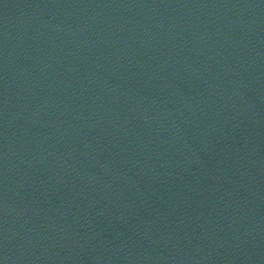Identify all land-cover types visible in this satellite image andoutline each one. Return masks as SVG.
<instances>
[{
    "label": "water",
    "instance_id": "obj_1",
    "mask_svg": "<svg viewBox=\"0 0 264 264\" xmlns=\"http://www.w3.org/2000/svg\"><path fill=\"white\" fill-rule=\"evenodd\" d=\"M0 264H264V0H0Z\"/></svg>",
    "mask_w": 264,
    "mask_h": 264
}]
</instances>
